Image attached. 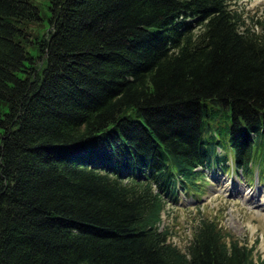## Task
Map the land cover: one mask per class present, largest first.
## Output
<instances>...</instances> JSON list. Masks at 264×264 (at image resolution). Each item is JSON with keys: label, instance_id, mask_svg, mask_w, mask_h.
<instances>
[{"label": "trees", "instance_id": "obj_1", "mask_svg": "<svg viewBox=\"0 0 264 264\" xmlns=\"http://www.w3.org/2000/svg\"><path fill=\"white\" fill-rule=\"evenodd\" d=\"M45 1L0 0V264H264L215 217L184 249L162 220L205 168L263 171L264 20L228 0Z\"/></svg>", "mask_w": 264, "mask_h": 264}, {"label": "rangeland", "instance_id": "obj_2", "mask_svg": "<svg viewBox=\"0 0 264 264\" xmlns=\"http://www.w3.org/2000/svg\"><path fill=\"white\" fill-rule=\"evenodd\" d=\"M228 1L242 8L253 21L264 20V0ZM34 2L40 7L41 13L46 14V1ZM47 24L46 20L42 24L29 23V33L42 32ZM220 169L223 170L211 168L204 171L206 177L201 194L179 191L177 200H170L166 205V213L162 215L163 224H168V229L173 232V243L184 249L190 242L192 227L199 214L215 217L222 229L232 233L241 243L255 247L254 260L257 261L258 256L264 257V207L261 204L264 203V167L262 172L260 167H254L251 176H241L226 170L222 172ZM213 171L214 176L219 174V180L214 181L211 176ZM237 185L249 193L242 190L241 195V189L235 187ZM250 192L257 195L253 204L247 201Z\"/></svg>", "mask_w": 264, "mask_h": 264}]
</instances>
